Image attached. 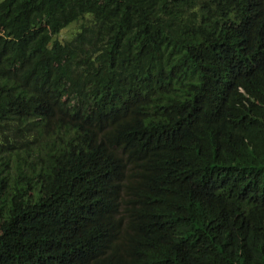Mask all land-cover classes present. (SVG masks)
<instances>
[{"label":"trees","instance_id":"trees-1","mask_svg":"<svg viewBox=\"0 0 264 264\" xmlns=\"http://www.w3.org/2000/svg\"><path fill=\"white\" fill-rule=\"evenodd\" d=\"M0 264H264V0H0Z\"/></svg>","mask_w":264,"mask_h":264},{"label":"rangeland","instance_id":"rangeland-1","mask_svg":"<svg viewBox=\"0 0 264 264\" xmlns=\"http://www.w3.org/2000/svg\"><path fill=\"white\" fill-rule=\"evenodd\" d=\"M79 26H80L79 24H73L62 33L61 37H63L64 39L71 38L74 32H76L79 29Z\"/></svg>","mask_w":264,"mask_h":264},{"label":"bare ground","instance_id":"bare-ground-1","mask_svg":"<svg viewBox=\"0 0 264 264\" xmlns=\"http://www.w3.org/2000/svg\"><path fill=\"white\" fill-rule=\"evenodd\" d=\"M21 112V111H20Z\"/></svg>","mask_w":264,"mask_h":264}]
</instances>
